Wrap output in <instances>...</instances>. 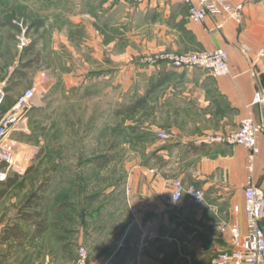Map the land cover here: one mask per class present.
I'll list each match as a JSON object with an SVG mask.
<instances>
[{
    "label": "crops",
    "instance_id": "obj_1",
    "mask_svg": "<svg viewBox=\"0 0 264 264\" xmlns=\"http://www.w3.org/2000/svg\"><path fill=\"white\" fill-rule=\"evenodd\" d=\"M80 1L88 10L95 9L100 27L110 30L99 35L93 51L85 43L89 45L83 52L85 65L91 58L101 59L103 69L95 73L103 75L109 88L133 87L135 102L150 104V119L139 127L147 136L144 157L129 175L107 184L103 201L94 202L95 209L107 210L109 218L118 219L111 231L118 234L113 239L112 258L134 240L137 230L154 232L159 236L155 242L161 246V238L167 237L163 229L170 222L171 239L189 258L212 259L217 250L230 247V226L238 224L244 233L247 229L246 184L251 181L264 189V130L253 166L243 145L204 142L208 137L238 130L250 109L255 120L261 121V107L252 101L255 92L264 88V54H259L264 45V0H229L234 5L243 4L244 17L238 24L216 15L204 23H194L184 0ZM119 10L131 29L124 34L130 43L126 52L122 33L113 31L120 25L109 18ZM245 46L249 50H243ZM218 48L230 55L231 73L224 77L197 66L175 68L164 59L166 54L154 56ZM125 55L132 61L124 62ZM143 55L147 58L139 59ZM126 73L132 75L128 78ZM119 94L122 102L124 94ZM17 97L9 105L6 100L5 112ZM160 132L168 133L169 138L161 139ZM174 179H180L184 186L202 187L205 202L194 205L187 194L172 200ZM235 204H240L239 212L234 210ZM145 238L139 255L148 246ZM105 260L101 258L102 263Z\"/></svg>",
    "mask_w": 264,
    "mask_h": 264
},
{
    "label": "rangeland",
    "instance_id": "obj_2",
    "mask_svg": "<svg viewBox=\"0 0 264 264\" xmlns=\"http://www.w3.org/2000/svg\"><path fill=\"white\" fill-rule=\"evenodd\" d=\"M94 10L80 0H0V83H9L7 104L23 88L37 89L32 109L12 133L25 171L11 175L17 181L0 199V264H73L79 246L88 248L92 264H102V257L111 264H209L211 259H191L175 245L170 222L161 246L159 236H146L148 246L139 255L144 233L137 230L111 256L118 219L94 202L103 201L107 184L129 175L144 157L147 136L139 127L151 115L148 102L128 110L138 103L133 87L109 88L95 73L103 69L101 59L85 65V43L93 51L99 35L110 31L100 27ZM120 12L109 18L120 25L113 31L122 33L126 52L124 34L131 29ZM101 157L108 160L103 166Z\"/></svg>",
    "mask_w": 264,
    "mask_h": 264
},
{
    "label": "built area",
    "instance_id": "obj_3",
    "mask_svg": "<svg viewBox=\"0 0 264 264\" xmlns=\"http://www.w3.org/2000/svg\"><path fill=\"white\" fill-rule=\"evenodd\" d=\"M189 5V17L192 22L204 23L210 15L231 18L236 23L243 21V4L234 5L229 0H184ZM222 27V23L218 24ZM243 50H249L244 47ZM259 54H264V45L260 48ZM166 60L175 68L201 67L210 71L214 76L224 77L231 73L229 53L221 48L210 51H198L187 54H167ZM8 82L0 83V182L7 181L14 173L22 174V162L19 161L17 144L13 139V132L17 131L28 112L33 107L34 99L37 96V89L28 87L17 97L8 111H4L5 102L9 95ZM252 105L261 107L262 117L258 122L254 113L249 110L240 123V128L227 135H214L208 137L204 142H222L226 144L244 146L248 149L250 165L253 166L260 152L259 136L264 130V88L257 90L254 94ZM162 138H169L168 133L161 132ZM153 171V170H151ZM174 191L172 200L178 201L187 194L194 205L205 202V190L202 187L190 184L184 186L180 179L172 182ZM244 211L246 214V231L238 224L230 226L231 239L230 247L217 250L211 257L210 264H264V189L249 181L244 188ZM234 210H241L240 204L234 205ZM132 212L135 214L136 209ZM154 232L144 233L143 236L152 237ZM111 259H106L102 264H111ZM73 264H92L88 248L79 246Z\"/></svg>",
    "mask_w": 264,
    "mask_h": 264
},
{
    "label": "trees",
    "instance_id": "obj_4",
    "mask_svg": "<svg viewBox=\"0 0 264 264\" xmlns=\"http://www.w3.org/2000/svg\"><path fill=\"white\" fill-rule=\"evenodd\" d=\"M143 104V101L139 100V102L134 105V106H130L128 107V110L131 111V112H135L137 110V108H139L140 105ZM102 158V159H101ZM99 159H97V162H98V165L99 166H103L106 162H108V160H106L104 157H101ZM16 178H10L8 179L7 181H3V182H0V199L6 195L7 193V190L16 182ZM29 201L31 200H28V204H26L27 206L29 205ZM40 231L39 232H42V230L44 229V227L42 228H39Z\"/></svg>",
    "mask_w": 264,
    "mask_h": 264
}]
</instances>
